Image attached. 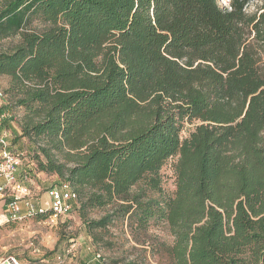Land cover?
<instances>
[{
  "label": "trees",
  "instance_id": "16d2710c",
  "mask_svg": "<svg viewBox=\"0 0 264 264\" xmlns=\"http://www.w3.org/2000/svg\"><path fill=\"white\" fill-rule=\"evenodd\" d=\"M256 1L247 13L254 0H0V79L12 115L23 111L19 182L56 176L47 193L67 186L91 237L117 219L142 233L164 224L165 264H264Z\"/></svg>",
  "mask_w": 264,
  "mask_h": 264
},
{
  "label": "rangeland",
  "instance_id": "374dc122",
  "mask_svg": "<svg viewBox=\"0 0 264 264\" xmlns=\"http://www.w3.org/2000/svg\"><path fill=\"white\" fill-rule=\"evenodd\" d=\"M227 0H218L221 6ZM257 1L246 8L247 13L255 10ZM9 41H2L0 46L6 47ZM9 79H0V92L8 87ZM16 122L23 116L22 110H14ZM17 126V124H16ZM192 127H187L182 134L188 135ZM173 161H169L160 170L162 189L166 195L174 191L172 173ZM40 181L50 185H58L56 176H40ZM43 193H37L38 198ZM110 209L94 210L87 219L98 221ZM0 218V259L14 256L24 263L37 264L38 259L31 252L39 251V258L47 259L48 264H55V258L62 254L59 264H165L160 253L161 244L170 245L172 238L164 224H153L142 233L136 225H130L126 220L117 219L106 229H97L91 237L84 223L74 210L67 217L57 221H38L27 218L20 221L3 223Z\"/></svg>",
  "mask_w": 264,
  "mask_h": 264
},
{
  "label": "built area",
  "instance_id": "2783aa9c",
  "mask_svg": "<svg viewBox=\"0 0 264 264\" xmlns=\"http://www.w3.org/2000/svg\"><path fill=\"white\" fill-rule=\"evenodd\" d=\"M228 2L225 3L226 6ZM0 98L3 94L0 92ZM10 117L8 112L0 114V201L4 204L5 212L2 215L3 223L8 221H20L31 218L35 214L49 212V221H57L65 218L71 212L70 202L75 198L68 187L63 185L60 188L51 189L48 195V202L40 207L30 201L31 190L19 182L18 177L22 166V159L10 151L7 136L2 132L1 126L4 119ZM24 209V210H23ZM31 254L39 261L37 264H48L47 259H41L38 250ZM55 264L62 262V256H56ZM0 264H31L24 263L14 256H7L0 259ZM35 264V263H34Z\"/></svg>",
  "mask_w": 264,
  "mask_h": 264
},
{
  "label": "crops",
  "instance_id": "0c3cea01",
  "mask_svg": "<svg viewBox=\"0 0 264 264\" xmlns=\"http://www.w3.org/2000/svg\"><path fill=\"white\" fill-rule=\"evenodd\" d=\"M3 112H8L10 117L6 118L2 122L1 130L2 132L7 136V141L9 144V149L17 151H24V140H21L17 142L15 145H12V140L15 137L20 136V131L18 130L16 124H15V117L12 115L11 107L8 104V99L6 95L4 94L3 98H0V114ZM42 176L40 174L36 175L37 180L36 182L30 181L29 183V189L31 190V196L30 201L40 207L44 203L48 202V196H47V190L49 188L48 183H43L42 181H38L39 177ZM2 181L0 179V185ZM43 193L39 198L37 196V193ZM24 210V209H23ZM5 212L4 204L2 201H0V218L2 217L3 213Z\"/></svg>",
  "mask_w": 264,
  "mask_h": 264
}]
</instances>
